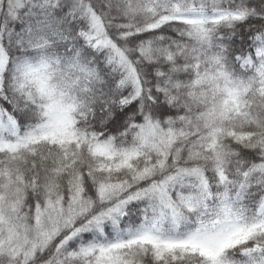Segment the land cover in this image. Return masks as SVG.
I'll return each mask as SVG.
<instances>
[{"label":"snow or ice","instance_id":"1","mask_svg":"<svg viewBox=\"0 0 264 264\" xmlns=\"http://www.w3.org/2000/svg\"><path fill=\"white\" fill-rule=\"evenodd\" d=\"M0 264H264V0H0Z\"/></svg>","mask_w":264,"mask_h":264}]
</instances>
